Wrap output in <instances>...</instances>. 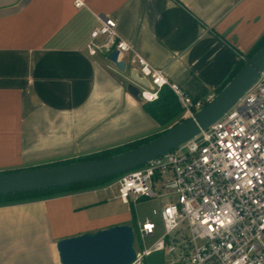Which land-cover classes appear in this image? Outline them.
Listing matches in <instances>:
<instances>
[{"label": "crops", "instance_id": "crops-1", "mask_svg": "<svg viewBox=\"0 0 264 264\" xmlns=\"http://www.w3.org/2000/svg\"><path fill=\"white\" fill-rule=\"evenodd\" d=\"M74 1L0 0V173L162 131L130 90L142 88L130 55L121 70L88 54L96 16L194 98H212L264 37V0ZM108 186L0 206V264H59L58 241L128 225L108 208L117 196L99 195Z\"/></svg>", "mask_w": 264, "mask_h": 264}, {"label": "built area", "instance_id": "built-area-1", "mask_svg": "<svg viewBox=\"0 0 264 264\" xmlns=\"http://www.w3.org/2000/svg\"><path fill=\"white\" fill-rule=\"evenodd\" d=\"M83 6L81 0L74 1ZM86 43L89 55L119 60L130 55L133 70L147 81L140 97L157 98L169 86L182 106L180 120L192 117L210 98H194L169 82L162 69L152 66L122 40L116 22L96 16ZM245 60V58H242ZM117 198L124 204L141 200L164 201L160 211L164 233L149 249L142 247L156 226L145 221L136 227L138 248L131 264H147L161 252L163 264H264V70L232 108L207 130L149 163L120 175ZM110 187V186H109ZM135 243V241H134Z\"/></svg>", "mask_w": 264, "mask_h": 264}, {"label": "water", "instance_id": "water-1", "mask_svg": "<svg viewBox=\"0 0 264 264\" xmlns=\"http://www.w3.org/2000/svg\"><path fill=\"white\" fill-rule=\"evenodd\" d=\"M113 50L108 59L119 69ZM264 70V43L244 61L235 75L192 117L185 119L159 137L112 157L0 173V196L38 192L120 176L182 147L207 130L255 83ZM133 72H135L133 70ZM132 78L150 87L141 77ZM133 94L141 90L130 86ZM137 90V92H136ZM140 99L144 101L141 97ZM145 102V101H144ZM135 235L128 225H118L94 234H82L56 243L59 264H131L135 260Z\"/></svg>", "mask_w": 264, "mask_h": 264}, {"label": "trees", "instance_id": "trees-1", "mask_svg": "<svg viewBox=\"0 0 264 264\" xmlns=\"http://www.w3.org/2000/svg\"><path fill=\"white\" fill-rule=\"evenodd\" d=\"M264 43V37L260 40V42L251 50L249 54L246 55L245 60L248 59L262 44ZM245 60H238L231 70L227 79L221 84V86L216 90L218 92L222 87L226 85V83L235 75V73L242 67ZM144 111L157 122V124L162 128V131L153 135H149L143 137L141 139H137L131 141L129 143H125L119 147L105 149L99 151L97 153H92L90 155H86L83 157H79L77 159H69L64 161H57L45 165H39L36 167H29L28 169L32 168H41L47 166H58V165H66L70 163L80 162V161H94V160H101L112 157L114 155L120 154L122 152L128 151L130 149L136 148L140 145H143L150 140H153L166 131H168L171 127L176 125L177 123L181 122L180 118L183 113L182 106L180 105L177 96L173 92V90L167 86L163 85L158 90L157 98L152 101H145L143 103ZM18 171V170H15ZM14 171H5L3 173H10ZM119 176L105 178L97 181H91L82 184H76L61 188H54V189H47L38 192H31V193H24V194H16V195H7V196H0V206H8L26 202H32L37 200H43L50 197L60 196L68 193L83 191L86 189H91L95 187H100L101 185H106L110 181H115Z\"/></svg>", "mask_w": 264, "mask_h": 264}, {"label": "rangeland", "instance_id": "rangeland-1", "mask_svg": "<svg viewBox=\"0 0 264 264\" xmlns=\"http://www.w3.org/2000/svg\"><path fill=\"white\" fill-rule=\"evenodd\" d=\"M114 180L108 182V187L102 189L99 194L101 197L104 196H117L116 186L113 185ZM107 185V184H106ZM104 186V185H101ZM131 210L127 206H121L120 201L111 202L108 206L110 212L117 213H126L128 215V226H130L134 232H136V227L139 223H144L145 221H151L156 225V231L153 237L146 238L144 243H140L142 247L149 249L152 247L164 233L162 222L160 220V211H161V201L157 199L141 200L136 203L133 202V197H130ZM138 239L135 235V248H138ZM147 264H163V256L161 252H152L146 258Z\"/></svg>", "mask_w": 264, "mask_h": 264}]
</instances>
